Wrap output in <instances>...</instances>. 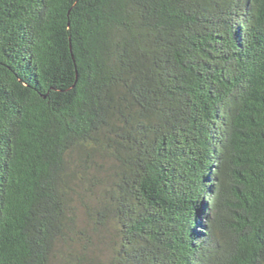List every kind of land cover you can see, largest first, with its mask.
<instances>
[{
	"label": "trees",
	"instance_id": "obj_1",
	"mask_svg": "<svg viewBox=\"0 0 264 264\" xmlns=\"http://www.w3.org/2000/svg\"><path fill=\"white\" fill-rule=\"evenodd\" d=\"M0 264H264V0H0Z\"/></svg>",
	"mask_w": 264,
	"mask_h": 264
},
{
	"label": "rangeland",
	"instance_id": "obj_2",
	"mask_svg": "<svg viewBox=\"0 0 264 264\" xmlns=\"http://www.w3.org/2000/svg\"><path fill=\"white\" fill-rule=\"evenodd\" d=\"M80 214H82V212H81ZM83 220H84V219H83ZM81 221H82V219H81Z\"/></svg>",
	"mask_w": 264,
	"mask_h": 264
}]
</instances>
